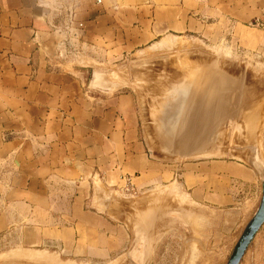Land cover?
<instances>
[{
  "label": "crops",
  "instance_id": "obj_1",
  "mask_svg": "<svg viewBox=\"0 0 264 264\" xmlns=\"http://www.w3.org/2000/svg\"><path fill=\"white\" fill-rule=\"evenodd\" d=\"M195 2L0 0V249L52 246L101 262L127 246L115 196L101 209L97 183L112 189L131 175L145 189L171 181L176 169L148 157L135 95L95 90L90 75L107 59L193 26ZM197 8L264 35L250 25L264 22V0H200ZM257 52L264 57V47ZM237 179L258 189L256 178ZM243 213L238 206L226 220Z\"/></svg>",
  "mask_w": 264,
  "mask_h": 264
},
{
  "label": "rangeland",
  "instance_id": "obj_2",
  "mask_svg": "<svg viewBox=\"0 0 264 264\" xmlns=\"http://www.w3.org/2000/svg\"><path fill=\"white\" fill-rule=\"evenodd\" d=\"M199 1L193 26L107 59L90 75L95 90L135 95L148 157L176 169L171 181L136 194L124 184L97 183L101 209L115 196L127 246L116 258L93 262L57 247L13 243L0 249V264H228L261 199L256 161L264 163V57L256 54L264 35L230 15L225 22L203 16ZM237 178H256L258 189ZM197 188H207L204 199ZM238 206L243 216L230 224L226 216ZM216 235L223 236L219 245ZM240 264H264V225Z\"/></svg>",
  "mask_w": 264,
  "mask_h": 264
},
{
  "label": "water",
  "instance_id": "obj_3",
  "mask_svg": "<svg viewBox=\"0 0 264 264\" xmlns=\"http://www.w3.org/2000/svg\"><path fill=\"white\" fill-rule=\"evenodd\" d=\"M257 169L261 181V199L257 210L243 229L239 237L228 264H240L248 248L258 234L260 228L264 225V163L257 158Z\"/></svg>",
  "mask_w": 264,
  "mask_h": 264
},
{
  "label": "built area",
  "instance_id": "obj_4",
  "mask_svg": "<svg viewBox=\"0 0 264 264\" xmlns=\"http://www.w3.org/2000/svg\"><path fill=\"white\" fill-rule=\"evenodd\" d=\"M98 1L100 2V0H98ZM80 25L82 26L83 24H80ZM250 25L259 26L261 28H264V22L260 19H255L254 21L250 22ZM123 179H125V183H124L122 189L125 192H129L131 194H136L138 190H137L136 185L133 183L132 178L125 177Z\"/></svg>",
  "mask_w": 264,
  "mask_h": 264
},
{
  "label": "bare ground",
  "instance_id": "obj_5",
  "mask_svg": "<svg viewBox=\"0 0 264 264\" xmlns=\"http://www.w3.org/2000/svg\"><path fill=\"white\" fill-rule=\"evenodd\" d=\"M99 74V73H98ZM97 74V75H98ZM94 84H95V82H94ZM98 84V83H97ZM96 85V84H95ZM258 158V157H257ZM260 159V158H259ZM262 161V160H261ZM263 162V161H262ZM104 193V192H103ZM144 199V198H143ZM140 246H142L141 244H140ZM142 249V247L140 248V250ZM134 258V257H133ZM135 259V258H134ZM137 262V261H136ZM141 264V263H140Z\"/></svg>",
  "mask_w": 264,
  "mask_h": 264
}]
</instances>
